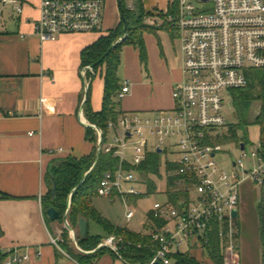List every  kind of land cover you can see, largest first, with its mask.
<instances>
[{
    "label": "built area",
    "instance_id": "obj_1",
    "mask_svg": "<svg viewBox=\"0 0 264 264\" xmlns=\"http://www.w3.org/2000/svg\"><path fill=\"white\" fill-rule=\"evenodd\" d=\"M27 1L0 0V16L7 9L22 16ZM136 1L127 0L128 7L133 9ZM177 1V11L170 14V20L182 40L184 78L174 88V106L156 116L125 112L109 123L106 141L103 130L95 128L98 144L103 140L102 150L120 160L116 170L105 173L99 194L114 196L116 192L128 206L127 219L132 220L137 211L130 207L128 197L148 190L137 167L148 159L150 152H159L161 148L159 153L166 154L163 160L167 177L172 174L182 177L186 195L172 201L165 192L164 199L153 204L148 234L157 248L143 264H172L173 256L186 247L209 252L217 236L225 264H240L239 228L233 211L240 203L244 182L251 181L264 188V139L250 150L242 142L245 148L242 149L241 143L240 157L231 158L232 169L222 166L217 156L223 151L219 140L228 125L223 92L246 87L250 71L264 68V0ZM39 6L34 28L42 41L102 28L103 0H40ZM89 70L95 74L94 68L86 67L85 78ZM89 83L90 79H86L87 87ZM131 91L132 82L127 79L120 98ZM151 138L156 139L157 145L151 144ZM170 149H176L171 152L173 160L167 156ZM127 163L132 166L128 168ZM172 165L177 167L171 170ZM70 234L75 239L73 230ZM62 241L52 238L51 242L64 251ZM122 244V237L111 235L98 248H108L124 259ZM77 249L85 253L95 251L80 246ZM3 253L0 249V264H24L31 259L18 249L10 250L6 256Z\"/></svg>",
    "mask_w": 264,
    "mask_h": 264
},
{
    "label": "crops",
    "instance_id": "obj_2",
    "mask_svg": "<svg viewBox=\"0 0 264 264\" xmlns=\"http://www.w3.org/2000/svg\"><path fill=\"white\" fill-rule=\"evenodd\" d=\"M142 2L153 21L161 23L157 29H164L162 13L167 14L178 3L177 0ZM39 4L40 0H28L22 16L9 9L0 16V249L5 252L18 249L29 254L31 259L24 264H80L51 242L52 238H62L67 224L65 220L47 218L43 198L50 190L49 170L57 160L85 157L98 148V141L87 137L88 124L93 123L85 103L90 90L92 109H102L104 76L101 70L98 74L89 70L86 78L83 76V70L91 66L84 65L83 51L120 26V0L107 1L99 31L61 34L51 41H42L35 34ZM149 33H145V40L152 62L151 73L146 77L134 73L132 91L125 96L132 104L128 109L119 107L125 112L156 116L174 106L173 91L184 78V62L179 32L174 36L179 41V54L172 58V67L166 58L171 73L164 72L158 79ZM135 49L141 61L140 52ZM86 79H90L89 87ZM261 208L264 211V206ZM236 224L240 264H264L261 220L260 237L255 239L244 231L242 221L237 220ZM76 231L78 236L79 229ZM70 246L77 247L71 234ZM182 253H190L200 264H216L207 249L186 247ZM94 263L136 264L121 259L111 250H105Z\"/></svg>",
    "mask_w": 264,
    "mask_h": 264
},
{
    "label": "trees",
    "instance_id": "obj_3",
    "mask_svg": "<svg viewBox=\"0 0 264 264\" xmlns=\"http://www.w3.org/2000/svg\"><path fill=\"white\" fill-rule=\"evenodd\" d=\"M120 9L122 13L120 26L112 30L108 36L101 37L95 44L83 51V62L85 66L93 65L97 61L102 60L94 67V71L98 74L99 70H101L104 76L103 107L100 111H94L92 109L90 90L85 104L90 121L103 130L104 141H106L109 132V123L111 121H117L119 116L125 113L119 107L118 102V99H120L119 94L123 87L122 79L119 77V69L123 61L124 47L132 45L137 48L140 52L142 63L147 66L149 56L145 33L157 30V28L146 23L145 18L147 15H150V12H147L142 0H137L133 9L128 7L127 0H121ZM176 11L177 6L175 5L169 13H175ZM167 15L162 13V17L165 19L162 28L170 30L173 36L175 34L178 35V29L173 22L167 20ZM126 24L128 26L127 37L123 42H118L120 37L125 36ZM249 77V83L246 87L233 89L237 103H240L244 99H261L264 103V68L252 69ZM259 121L264 132V111L259 116ZM87 137L92 141H98V136L91 126L87 129ZM97 151L98 148L95 147L93 152L88 156L81 158L69 156L57 160L55 162L56 164H53L48 173L50 190L43 198L45 213H47L50 207H55L60 213L59 220L64 222L65 215L68 211V221L74 230L79 229V221L81 218H85L88 221L87 235L83 237L78 233V245L86 251L95 250L93 252L85 253L79 251L77 247H71L70 229L68 227L64 228L62 233L63 241L61 247L77 259L80 264H92L105 250H110L105 247L98 248L103 238L100 235H94L90 232V221L92 220L100 224L108 236L117 235L123 238L121 253L124 260L136 264L146 263L154 255L157 248V244L152 241L151 236L148 234V230L151 227L149 222L151 223L152 220H147V232H137L125 226L115 225L105 218L93 204L94 198L99 195V188L105 173L110 170H116L120 164L119 158L113 153L102 150L96 166L92 169L96 161ZM162 163L163 156L156 151L150 152L148 159L137 167L141 177L146 180L148 186L145 194H152L158 191L157 181L163 177ZM126 166L130 168L132 165L127 163ZM176 167V165L169 166L171 170H174ZM85 176L86 178L83 184L76 190ZM167 180V194L172 201L186 195L182 177L172 174L167 177ZM54 184L56 185L55 195ZM145 194L131 195L128 197V200L130 203H136ZM70 195H72V199L71 205L68 207ZM116 195L115 192L114 196ZM2 197L11 198V196L6 194H2ZM261 222L262 233L264 235L263 210L261 212ZM7 253H3V256H6ZM209 255L216 264H225V257L218 236L213 239V243L209 249ZM172 264H200V262L190 253L181 252L173 256Z\"/></svg>",
    "mask_w": 264,
    "mask_h": 264
},
{
    "label": "rangeland",
    "instance_id": "obj_4",
    "mask_svg": "<svg viewBox=\"0 0 264 264\" xmlns=\"http://www.w3.org/2000/svg\"><path fill=\"white\" fill-rule=\"evenodd\" d=\"M108 0H103L104 5H107ZM158 14L153 12V15ZM167 20H170V14L167 13ZM150 17V18H149ZM153 16L147 15L145 18L146 23L154 28L161 27V23L153 21ZM13 24H9L11 27ZM151 45L154 44V56L152 58L156 62V68L158 69L156 74L158 79H161L164 72L170 74L167 70L168 65L166 58L169 60V66L172 67L171 60L174 56L179 54V41L176 39L172 32L168 29H157L154 32L149 33ZM122 37H120L121 39ZM119 39V40H120ZM153 39V42H152ZM123 61L119 69V77L123 80L129 78L134 81V73L138 72L143 76H147L151 73V57L148 59V64L145 66L137 56V50L133 47H124ZM166 68V71L164 70ZM153 75V72H152ZM164 75V74H163ZM156 81L155 76L153 77ZM162 81V80H159ZM161 83V82H159ZM224 95V115L228 122L227 127L224 128V133L220 137V143L223 146V151L217 156L219 163L228 168L232 169L231 163L232 157H240L242 142L247 143V149L250 150L251 146L257 145L262 139H264V132L262 131V125L259 121V116L264 111V103L261 99H244L237 103L234 91L225 90ZM128 98L118 99L119 105L128 109L132 103L127 101ZM112 137V135H111ZM151 144L157 145L155 138L150 139ZM130 152V151H128ZM171 152H176V149H170L167 156L170 160H173ZM163 157L166 154H161ZM133 160V157H131ZM246 160V159H245ZM162 174L161 180L157 181L158 191L152 194H145L138 199L136 203H130L132 209H136L135 217L130 221L127 219L128 206L122 200L120 196H109V195H97L93 204L95 208L102 213V215L110 220L112 223L118 226H125L131 230L137 232L146 231V223L149 217L150 209L153 204L157 201H162L167 192V175L165 170V163H162ZM241 201L238 205L239 216L236 221H242V228L246 231L251 238L260 237V220L263 201V190L262 187L255 185L251 181H246L241 185ZM70 198V196H69ZM90 232L94 235L102 236L103 240L108 236L104 228L96 221H90Z\"/></svg>",
    "mask_w": 264,
    "mask_h": 264
},
{
    "label": "water",
    "instance_id": "obj_5",
    "mask_svg": "<svg viewBox=\"0 0 264 264\" xmlns=\"http://www.w3.org/2000/svg\"><path fill=\"white\" fill-rule=\"evenodd\" d=\"M120 2H121V0H120ZM127 31H128V26H127V24H126V25H125V36L122 37L120 40H118V42H123V41L126 39V37H127ZM112 48H113V47H112ZM112 48H111V49H112ZM111 49H110V50H111ZM101 61H102V60L97 61L96 63H94V64L91 65L90 67H91V68L96 67ZM88 125L91 126V127H93V128H97V127H98V126H96L95 124H88ZM102 141H103V140H101V142H100L99 145H98L97 157H96V161H95V163H94L92 169L96 166V164H97V162H98V159H99V155H100V153H101V151H102ZM241 147H242V149H244V148H245V143H242V144H241ZM161 151H162V150H161V148H160V149H159V152H161ZM92 169H91V170H92ZM91 170H90V171H91ZM90 171H89V172H90ZM89 172H88V173H89ZM88 173H87V174H88ZM87 174H86V176H87ZM86 176L83 178V180L81 181V183L77 186L76 190L79 189V187L83 184L84 179L86 178ZM55 189H56V185L54 184V195H55ZM71 199H72V195H70L68 207H70V205H71ZM46 214H47V216H48L51 220H59V218H60V213H59V211H58L55 207H50V208L47 210V213H46ZM233 216H234V217H237V216H238V210H237V209H235V210L233 211ZM65 221H66L67 227H68L70 230H73V231L75 232V240H76L77 246H79V245H78L77 231L74 230V229L70 226L69 221H68V211H67V213H66V215H65ZM87 232H88V221H87L85 218H81L80 221H79V233H80L81 236L85 237V236L87 235Z\"/></svg>",
    "mask_w": 264,
    "mask_h": 264
}]
</instances>
